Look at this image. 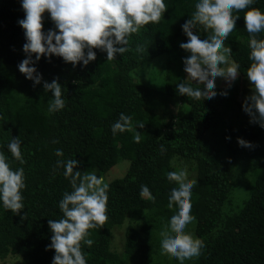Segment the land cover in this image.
Masks as SVG:
<instances>
[{
  "label": "trees",
  "instance_id": "16d2710c",
  "mask_svg": "<svg viewBox=\"0 0 264 264\" xmlns=\"http://www.w3.org/2000/svg\"><path fill=\"white\" fill-rule=\"evenodd\" d=\"M164 2L167 11L159 23H149L127 37L130 50L122 56L117 53L112 61L100 49H92L96 60L87 66L82 61L73 66L56 55L36 61L33 54L32 66L43 78L34 85L18 68L28 58L23 50L25 30L18 23L25 18L22 0H0V152L13 171L23 168L25 183L20 215L5 209L0 200V260L18 256L23 264H53L56 253L49 248L53 233L48 221L63 217L59 203L65 192L72 191L65 168L57 167L58 160L76 159L79 163L74 172L102 176L119 161L128 160L126 173L107 182L108 220L102 228L89 229L86 239L93 244L89 247L81 241V250L86 264H129L148 249L145 241L153 238V230L170 224L178 213L176 205L168 207L171 191L178 184L170 182L167 174L173 172L171 162L180 159L194 163L196 169L190 215L195 218V237L203 247L192 264H264V128L255 123V131L243 123V140L252 147L238 145L228 130L224 135L229 157L215 143L211 154L206 150L205 133L226 101L224 90L216 86L213 99L195 100L178 93L177 85L186 81H165L163 89H156L132 75L164 55L172 61L180 55L177 46L188 42L183 25L200 0ZM253 8L264 13V0H254L245 10L233 12L240 18L224 41L232 49L229 58L244 77L253 63L244 15ZM50 30L59 32L45 12L43 32L46 35ZM193 34L206 40L212 30L197 24ZM256 38L264 39V31ZM54 79L62 86L65 107L49 112L54 94L43 83ZM169 103L178 106L176 112L169 109ZM121 113L131 117L133 131L113 134L112 125ZM137 121L145 127L140 129ZM137 131L141 133L139 143L134 141ZM13 138L21 141L23 164L8 149ZM58 149L63 151L62 157L56 155ZM142 185L154 199L141 197ZM241 186L245 193L240 203L227 207L231 192ZM130 216L141 218L144 224L142 231L126 225L120 255L111 249L112 233Z\"/></svg>",
  "mask_w": 264,
  "mask_h": 264
},
{
  "label": "clouds",
  "instance_id": "9594fccd",
  "mask_svg": "<svg viewBox=\"0 0 264 264\" xmlns=\"http://www.w3.org/2000/svg\"><path fill=\"white\" fill-rule=\"evenodd\" d=\"M253 2L254 0H200L195 5V13L183 25L188 42L181 43L180 47L191 55L184 60L188 80L177 85L180 95L195 100H211L217 95V77L224 78L229 84L238 78L239 66H227L232 49L225 47L224 41L236 28V21L240 18L233 16V12L245 10ZM22 8L25 18L18 23L25 30L27 42L23 50L28 58L24 59L18 68L28 80L34 81V85L41 84L43 78L32 66L35 63L32 60L33 54L36 61L43 56L50 60L52 55H56L73 66L81 61L87 66L89 62L96 60L92 49H100L107 53V61H112L117 53L122 56L130 50L126 47L129 43L127 37L149 23H159L167 11L164 0H22ZM45 12L50 14L59 30L58 33L50 30L45 35L43 32ZM244 20L251 37L249 59L253 61L246 75L254 85V94L246 98L243 110L251 117L252 123L264 128V39L256 38L258 33L264 31V13L253 8L246 11ZM197 24L205 31L212 30L208 39L201 40L193 34ZM85 49L88 50L87 55ZM137 51L141 49L137 48ZM188 81L203 85V88H193ZM43 87L47 92L54 94V99L49 101V112L63 109L65 101L62 99V86L58 79L51 83L44 82ZM137 125L140 129L145 127L141 121H137ZM125 131H133L132 120L121 113L112 125V132L116 134ZM134 141H141L140 132L135 133ZM238 143L242 147H252L243 139H239ZM20 145V139L13 138L8 144V149L12 156L23 164ZM165 151L162 146L160 152ZM56 155L62 157L64 154L58 149ZM6 161V156L0 152V200L5 209L20 215L24 207L21 195V190L25 187L24 170L20 168L13 171ZM78 163L76 159H69L66 163L57 161V167L65 168L64 176L69 179L72 191L65 192L59 203L63 217L48 221L53 233L49 248L54 249L56 253L53 264H86L81 241L91 247L93 240L86 239L90 235L89 229L102 228L108 220L106 212L109 185L105 183L103 176L98 178L94 172H74ZM167 178L170 182L175 181L178 184V188L172 189L168 203L170 209L176 205L178 213L171 217L170 231L161 232L162 254H170L177 258L180 264H184L186 259L199 256L203 247L201 240L193 239L184 231L195 219L190 215V200L196 181L186 182V169L169 172ZM140 195L154 199L146 185L141 186ZM144 215L146 217L147 210ZM21 219L26 220L27 214Z\"/></svg>",
  "mask_w": 264,
  "mask_h": 264
},
{
  "label": "rangeland",
  "instance_id": "374dc122",
  "mask_svg": "<svg viewBox=\"0 0 264 264\" xmlns=\"http://www.w3.org/2000/svg\"><path fill=\"white\" fill-rule=\"evenodd\" d=\"M176 49H178L180 55L176 58L172 57V61L164 55L152 63L140 66L139 69H137L138 71L135 70L132 72V75L138 81L149 86H154L156 89H163L165 81H187L188 74L185 72L186 66L184 60L188 58L191 53H185V50L182 49L180 45H178ZM159 61H161V64ZM231 64H234V62L229 58V65L227 66H230ZM188 82L195 83L193 81ZM215 84L217 87L222 88L227 95L226 101L215 116L212 126L205 133V135H207L205 141L206 144L209 145V148L206 150H209V153L214 154L215 144L217 147L218 145H222V155L226 157L230 155V151L226 144V137L224 135L226 131L230 130L232 138H234L237 144L240 145L238 140L243 139V123L248 124L247 126L252 129L256 127L255 123L251 122V117L243 110L246 98L254 94V85H252L248 77L241 76L240 74L235 81L231 82V84L222 77H217ZM178 105H180V103H178ZM168 106L169 109L174 112L178 109L177 105L169 103ZM259 126L260 125H258V127ZM129 163L128 160H121L107 173H104L103 178L105 183L116 178H121L126 173ZM171 166L173 171L187 170L186 182L195 181L196 169L194 163H187L180 159H174L171 162ZM94 173L98 178L102 176L99 172ZM244 193L245 190L243 186L233 190L228 198L229 204L227 207L230 204L233 206L234 203H240ZM128 224H131L142 231L144 223L141 218L130 216L122 228L115 227L116 229H114L111 237V249L120 255L123 247L124 228ZM194 228L195 221H192L186 226L184 231L186 234H190L193 239H197L194 234ZM165 230L170 231L169 223L161 224L158 228H155L153 230V238H147L145 241L148 249L138 255L134 260L130 261L129 264H180V261L177 258L172 257L170 254H162L161 232ZM193 260L194 257L186 259L184 264H192ZM0 264H23V262L18 256H8L5 260H0Z\"/></svg>",
  "mask_w": 264,
  "mask_h": 264
}]
</instances>
